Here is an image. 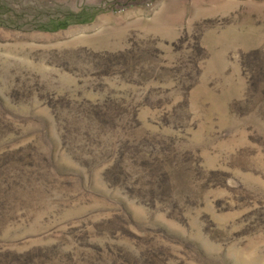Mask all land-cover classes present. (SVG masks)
I'll return each mask as SVG.
<instances>
[{
  "label": "rangeland",
  "instance_id": "1",
  "mask_svg": "<svg viewBox=\"0 0 264 264\" xmlns=\"http://www.w3.org/2000/svg\"><path fill=\"white\" fill-rule=\"evenodd\" d=\"M0 264H264V0H0Z\"/></svg>",
  "mask_w": 264,
  "mask_h": 264
}]
</instances>
